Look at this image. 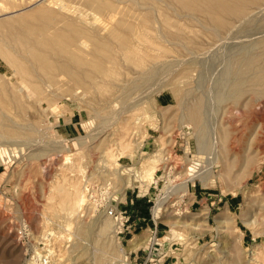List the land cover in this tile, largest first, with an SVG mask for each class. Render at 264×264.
Returning <instances> with one entry per match:
<instances>
[{"label": "rangeland", "instance_id": "obj_1", "mask_svg": "<svg viewBox=\"0 0 264 264\" xmlns=\"http://www.w3.org/2000/svg\"><path fill=\"white\" fill-rule=\"evenodd\" d=\"M100 1L111 4L98 9L87 0H0V39L10 27L37 25L40 13L50 12L66 43L72 31L82 30L67 49L84 63L74 69L57 62L68 72L36 87L25 85L0 57V150L10 153L0 160V264H264V94L214 101L222 64L237 43L252 42L264 65V18L250 27L219 29L217 36L195 17L173 16L162 0L151 1L159 14L178 20L185 47L201 53L202 64L189 63L192 54L184 47L156 41L161 46L150 45L152 57L136 65L109 36L112 30L122 33V22L135 29L146 11L128 0ZM83 40L86 48L79 44ZM106 44L116 52L112 63L93 53ZM151 62L175 63L130 87ZM160 95L164 105L157 104ZM202 98L208 102L203 101L210 122L206 136L216 141L223 133L225 142L213 147L211 159L197 152L195 122L189 119ZM205 160L211 168L207 180H187L190 166L198 174L209 171ZM88 178L112 179L121 192L118 207L129 217L121 233L109 216L87 206Z\"/></svg>", "mask_w": 264, "mask_h": 264}, {"label": "bare ground", "instance_id": "obj_2", "mask_svg": "<svg viewBox=\"0 0 264 264\" xmlns=\"http://www.w3.org/2000/svg\"><path fill=\"white\" fill-rule=\"evenodd\" d=\"M59 1H61V0H59ZM87 1H88L87 3H89V5H92V7L98 8V9L108 8L109 5L111 4V3L110 4H106V3L102 4V3H100L101 2L100 0H87ZM129 1L134 6L136 5L139 9H144L146 12L141 14V20H139L135 24V29H133L131 27V25L128 24L127 22H122L118 26L122 30L121 31L122 33L120 35L116 36V32L113 30L110 33L109 37L115 39V46H117V48H119V51L122 54L123 58L128 60L130 63L132 62L136 65H139L140 63L144 64L142 62H145L146 59L152 57L151 54H149V50L155 49V47L150 46V45L153 44V45L161 46V43H157L156 41L166 42V43H170V44L176 43L178 46L184 47L182 49L189 51L188 53H190V55L192 53H194L190 49H187L185 47L186 37L180 31L181 29H180V26H179L180 24L178 23V20L177 21L172 20L173 18L171 19V16H169L167 13L161 12V14H159V12H157L158 8H156V5H154L155 2L152 3L151 1H158V0H128V2ZM162 1H163L164 6H165V9H169V11H171L174 14L173 16H176V17L186 16V18L187 17H195V21L199 22V24H201L202 27H204V30H211L212 35H217V36H218V30L219 29L228 28V27L230 29H232V28H235V27L240 26V25L250 27L252 22L255 21L256 19L264 18V0H162ZM118 2H120V1H118ZM63 7H60V9ZM162 9H164V8L162 7ZM83 16H85V15H83ZM114 16H112V19H114L113 18ZM40 17H42L41 23H38L37 25H27V26H23V27H16V26L10 27L7 32L2 34V39H0V57L5 59L7 62L11 63L15 67V70L17 71L16 73H18L20 75L21 79L24 81V84L27 86L35 85L37 87L40 84L48 85L55 78V76L60 78V76H64V72H68L67 66H66L67 64H69L74 69H76L77 65L78 66L84 65L83 60H81L79 57H77L76 54H74L71 50L67 49L68 45H70V46L75 45L74 36L83 34L82 30L72 31V34L74 36L71 38V40H69L70 41L69 43H66L63 40V33L55 28L56 21H55V18L51 17L50 12L44 11V13H40ZM176 17H175V19H177ZM82 18H84V17H82ZM191 20H192V18H191ZM235 22H237L236 25H235ZM141 28H144L146 30L148 28H151L153 31L152 32L146 31L147 32V34H146V33H143L142 31H140ZM257 29L252 28L253 31L257 30ZM258 31H259V29L257 30V33H259V32L263 33L262 32L263 30L262 31L260 30L259 32ZM113 32H115V33H113ZM252 35H254V34L252 33ZM263 35L264 34H261V36H263ZM224 38H226V37H224ZM243 42H245V40ZM257 42H258V40H257ZM245 43L242 44V42H241L240 44L237 43V45H235V48L237 50H235L236 51L235 53H232L234 55L231 54L232 55L231 58H229V53L231 52V49L229 50L230 52L227 54L228 55L227 62L224 61L226 63L224 66L222 64V67H223L222 71H220V72L218 71L219 73L223 72L222 75L220 76V79H218L219 81L216 80L218 85L215 82V84L218 86L217 90L218 89L219 90L218 91L215 90L216 91L215 93H217L216 94L217 99H214V101L218 100V103L225 101L226 98L235 100L237 102L238 99L241 98L246 92H251L254 95L255 99L260 98L264 94V88H263V86H264V65L259 64V62L257 60V56H260L261 54L258 55V53L253 52L254 51L253 50L254 44L252 42L249 44H247V43L245 44ZM261 43L263 44L262 46H264V40ZM79 44L84 48L87 47L84 40L79 41ZM225 48H227V47L225 46ZM113 49L114 48L112 45L106 44V45H103L102 49H99V48L94 49L93 53L97 54L98 56H100L102 58L105 57L106 61H109L110 63H112L111 60L113 58V55H116V52ZM144 51H146L147 53H144ZM117 54H118V52H117ZM199 54L201 57V53H199ZM13 56H17L19 58V60L18 61L14 60ZM210 56L208 54V57L207 56L206 57L209 58ZM200 57L197 54H195V55L192 54L191 61L190 60H188V61L193 66H196L198 64H202V60ZM153 58H155V57H153ZM202 58H204V55ZM207 58H204V61L208 60ZM225 58H226V55H225ZM60 61H64L65 63L66 62L67 63H66V65L63 63L57 64V62H60ZM208 61L210 64L211 60H208ZM173 63H175V62L165 63L162 65L161 64L158 65V63H157V65H155L153 62H151L147 66V72H146L145 76L141 77V79H140L141 81L140 82L136 81L138 79L137 78L135 80L136 82H133L130 87H132V86L138 87L143 82L151 81L154 77H156L158 75V69L159 68L171 67L173 65ZM203 63H206V62H203ZM94 66H95L94 68H97V65H94ZM213 66L214 65H212L211 67H213ZM198 68H200V67H198ZM206 68H208V67L206 66ZM210 68H208V71L210 70ZM218 69H220V67ZM199 70H201V69H199ZM200 73H201V71H200ZM200 73H199V75H200ZM210 73H207V69H206V74H210ZM187 75H189V74H186V76ZM214 76H216V75H214ZM204 78L206 79V77H204ZM197 79H199V78H197ZM200 79L204 80L202 78H200ZM199 80H197V82ZM197 82L196 83L194 82L195 86H196ZM202 82L200 84H202ZM52 85H53V83H52ZM197 85H199V84H197ZM215 86H213V87H215ZM23 87H26V86H23ZM22 88H20V89H22ZM195 89H197V88H195ZM206 95H209V94H206ZM214 98H216V97L214 96ZM205 100H208V98H206ZM262 100L263 99H261L260 101L264 102ZM203 101H204V99L202 98V99H199L195 103L192 111L190 112L189 119L191 121L195 122V128H196L195 137H196L197 148H198V149L196 148L197 152L202 153V154L205 153V155H206L205 159H206L208 154H209L208 156H210V154L213 153L212 149L214 150V148H216L214 146L217 143H219V141L221 142V139H222V137L224 138V136H223V133H220L222 135L219 134L220 136L218 135V138L215 139L216 141H214L211 138L209 139L208 135L206 136V132H207L206 124L208 125L207 122H209V121L207 120V122H206L205 116L209 112L206 111L207 112L206 115L204 114V110H206V108L204 107V109H203V105L205 102V101L204 102ZM205 103H208V102H205ZM206 105L207 104H205L204 106H206ZM207 107H208V105H207ZM207 110H208V108H207ZM262 118H263V116H262ZM208 119H209V116H208ZM208 126L210 127V125H208ZM185 127H187L185 130L188 134L189 133V131H188L189 127L188 126H185ZM208 131L210 133H212L210 131V129ZM221 132H223V131H221ZM219 137H221V138H219ZM223 140H226V139H223ZM221 144H222V142H221ZM218 147H221V146L219 145ZM13 149H15V148L12 147V150ZM221 150H224V149H221ZM4 157L10 158V153L7 150H5V148L3 151L0 150V160H4ZM197 157H199V156H197ZM210 157H212V156H210ZM210 157H207V158H210ZM213 158L210 161V163H213L212 161L215 160V157H213ZM208 160H207V162L210 165ZM204 164L206 165V160H205ZM196 165H194V166H196ZM206 167H207V165L205 166V168ZM205 168H203V170H205ZM206 169L209 171L206 170L207 172L204 174H202L200 172V174H201L200 175V174H198V170H195V168L193 166H190L188 168V173H187L186 179L192 180L193 178H195L196 176L199 175L200 178L202 179V181L205 182L207 180L208 176L211 174V170H210L211 168H209V166H208ZM79 201H80V203L83 201V195L80 197ZM156 214H158L157 208H156ZM97 218H100V215ZM99 220L100 219H98L97 221H99ZM94 222H96V221H94ZM218 222L219 223H225V221H220V220ZM99 223H101V222L99 221ZM89 225H92V223ZM96 227H97V225L95 226V228ZM95 228L93 225V229H95ZM86 229L87 228H85V230ZM85 230H84V233L87 234L88 229L86 231ZM97 231H99L100 233H102L104 231L102 224H101L100 229ZM263 232H264V230H263ZM89 236H90V233H88V237ZM97 237H98V234H97ZM105 238H107V236ZM95 241H96V239H95ZM108 242H109V240H108ZM142 244H143V242L138 243L136 245L139 246ZM100 245H101V242H100ZM104 245H105V243H104ZM98 251L100 252V250H98ZM109 255L112 256V254H109ZM104 256L106 257L107 254ZM45 262H47V261H44L43 264Z\"/></svg>", "mask_w": 264, "mask_h": 264}, {"label": "built area", "instance_id": "obj_3", "mask_svg": "<svg viewBox=\"0 0 264 264\" xmlns=\"http://www.w3.org/2000/svg\"><path fill=\"white\" fill-rule=\"evenodd\" d=\"M166 159V157H165ZM86 204L96 212L109 216L117 226V234L124 229L128 220L127 211L119 209L120 191L112 179L88 178L84 183ZM23 232L29 233L27 226H23Z\"/></svg>", "mask_w": 264, "mask_h": 264}, {"label": "crops", "instance_id": "obj_4", "mask_svg": "<svg viewBox=\"0 0 264 264\" xmlns=\"http://www.w3.org/2000/svg\"><path fill=\"white\" fill-rule=\"evenodd\" d=\"M157 104H161V105H164V104H165V103H164V100H163V98H162L161 95L157 97ZM137 201H138V200H137Z\"/></svg>", "mask_w": 264, "mask_h": 264}]
</instances>
